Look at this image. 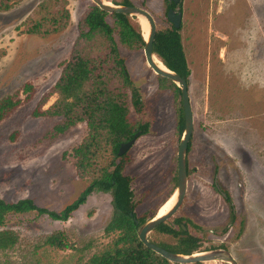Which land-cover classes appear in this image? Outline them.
<instances>
[{
    "label": "rangeland",
    "instance_id": "374dc122",
    "mask_svg": "<svg viewBox=\"0 0 264 264\" xmlns=\"http://www.w3.org/2000/svg\"><path fill=\"white\" fill-rule=\"evenodd\" d=\"M103 1L122 6L124 0ZM127 1L149 12L157 31L170 28L169 0ZM92 5L91 0H11L8 10L0 9V101L11 96L22 100L0 122V200L30 199L39 208L60 212L95 177L79 175L72 153L87 138L85 122L52 138L49 133L61 119L32 116L59 79L61 64L75 49L79 24ZM64 10L69 20L62 31L48 36L26 33L35 24L51 28L45 21ZM174 12L182 15L179 35L190 72L193 114L187 190L174 218L188 219L199 228L188 227L200 240L196 253L226 250L238 264H264L259 257L263 249L264 260V0H178ZM138 20L130 16L132 25ZM87 47L91 57L104 58L108 53L103 40ZM119 53L142 98L141 112L133 109L128 89L110 86L127 95L131 123L149 125L147 133L119 158L123 174L131 179L136 215L148 222L177 188L179 102L170 89H160V77L148 67L143 51L120 48ZM102 68L107 71L110 66ZM26 85L33 88L28 100L22 93ZM57 99L52 95L41 110ZM215 179L229 201L214 191ZM111 216V196L101 192L91 193L65 222L36 212L10 214L0 230L13 231L18 241L0 251V264H86L115 239L104 233ZM55 233L63 234L68 250L44 245ZM148 239L172 243L153 231Z\"/></svg>",
    "mask_w": 264,
    "mask_h": 264
},
{
    "label": "trees",
    "instance_id": "16d2710c",
    "mask_svg": "<svg viewBox=\"0 0 264 264\" xmlns=\"http://www.w3.org/2000/svg\"><path fill=\"white\" fill-rule=\"evenodd\" d=\"M10 1L1 0L0 9L8 10ZM57 3L58 1H54V4L57 5ZM120 5L133 6L127 0ZM40 7L39 14L42 13L43 5ZM168 9H175V5L170 0ZM107 18L112 20L111 24L107 22ZM68 20L69 13L66 10L62 13L59 11L57 18L45 21V24H50L51 28L41 29V24H35L26 33L44 36L58 33L66 27ZM79 27L80 33L75 49L70 58L61 64L63 68L59 79L48 94L41 98L32 116L61 119V122L49 133V137L52 138L63 134L77 123L85 122L88 127L87 138L72 153L76 159L79 175L90 173L95 177L77 199L60 212L39 208L30 199L14 203L0 200V229L5 227L7 216L10 214L23 215L36 212L38 215H46L53 221L65 222L80 206L85 204L91 193L101 192L111 196L112 206V216L104 233L114 235L115 239L101 253L93 255L86 264H171L139 242L137 229L147 221L136 215L134 196L130 186L131 179L123 174V160L122 157L117 156L121 144L129 142L137 132H140L141 136L145 135L149 127L147 123L138 126L131 123L125 101L127 95L122 93V90L113 89L115 85H119L118 89H128L131 92L133 109L137 113L141 112L142 98L130 80L125 59L119 53L120 48L129 52L143 50L145 43L141 28L139 24L132 25L129 16L108 14L95 5L90 7ZM101 40L108 47L106 56L104 58L89 56L91 52H85L89 42ZM153 54L169 71L183 78L188 86L190 72L180 44L179 29H174L170 24L169 29L156 31ZM102 65L110 66L109 70H103ZM109 73L110 78H108ZM158 81L161 85L160 89H170L179 102L177 134L181 137L184 130V117L180 90L169 80L160 77ZM32 90V86L28 85L22 88V93L27 94L25 100L31 98L28 93ZM55 94L58 96L55 104L45 111L41 110L46 101ZM21 103L22 100L18 96L1 100L0 122ZM189 151L190 141L187 154ZM107 156H110L108 160ZM116 160L120 161L116 162ZM188 175L189 170L187 169ZM226 201H229L228 197ZM232 219H234L233 214ZM190 226L199 229L188 219L172 217L153 230L154 233L168 238L172 243H154L148 240L171 253L189 256L200 250V240L188 231ZM17 239L13 231L0 230V251L13 248ZM64 240L62 233H55L46 238L44 245L65 251L70 246Z\"/></svg>",
    "mask_w": 264,
    "mask_h": 264
},
{
    "label": "water",
    "instance_id": "95a60500",
    "mask_svg": "<svg viewBox=\"0 0 264 264\" xmlns=\"http://www.w3.org/2000/svg\"><path fill=\"white\" fill-rule=\"evenodd\" d=\"M92 3L98 7L101 11L108 14H121L125 16H135L143 18L148 25V35L144 37V47L143 55L145 62L148 67L159 77L164 78L172 82L179 90L181 94V103L184 117V130L179 141L178 151H177V188L174 194H176V199L170 210L158 217L157 215L150 221L141 225L137 229V238L139 242L147 249L151 250L155 254L159 255L171 264H197L206 262H222L225 264H238L235 258L226 250H213L205 253H194L189 256L179 255L171 253L163 248L152 244L148 240V235L155 230L156 227L162 223L168 221L170 218L174 217L176 212L181 207L183 200L185 198L187 190V168H186V156L187 147L193 133V114L189 102L188 86L186 81L181 78L178 74L169 71L164 66V70L160 69L155 64V59L159 61L153 54V43L156 36V24L155 20L149 12L142 8L135 6H113L107 4L103 0H91ZM174 5L178 3V0H170ZM166 18L169 23L174 27V29H179L182 15L180 13H175L173 9H169L166 13ZM160 62V61H159ZM141 136L140 132H137L133 138L126 143L119 146L117 156L121 157L126 154L129 149L135 144L136 140ZM173 194V195H174ZM172 195V196H173Z\"/></svg>",
    "mask_w": 264,
    "mask_h": 264
},
{
    "label": "bare ground",
    "instance_id": "6f19581e",
    "mask_svg": "<svg viewBox=\"0 0 264 264\" xmlns=\"http://www.w3.org/2000/svg\"><path fill=\"white\" fill-rule=\"evenodd\" d=\"M138 22H139V25H140V27H141V29H142V34H143V36H144V37H147V35H148V25H147L146 21H145L143 18L140 17L139 20H138ZM155 64H156L160 69H162V70L165 69L164 66L161 64V62L157 61L156 59H155ZM173 194H174V193H173ZM173 194H172V195H173ZM175 199H176V194H174L173 196H170V198H168V200H166V201H165V202L159 207V209H158L156 215H157L158 217H160V216L166 214V213L170 210V208L173 206V204H174V202H175Z\"/></svg>",
    "mask_w": 264,
    "mask_h": 264
},
{
    "label": "flooded vegetation",
    "instance_id": "af4514ba",
    "mask_svg": "<svg viewBox=\"0 0 264 264\" xmlns=\"http://www.w3.org/2000/svg\"><path fill=\"white\" fill-rule=\"evenodd\" d=\"M168 10H169V9H168ZM168 10H167V11H168ZM186 168L188 169L187 162H186ZM188 176H189V175H188ZM188 176H187V178H188ZM212 184H213V189H214V191H215L217 194H219L220 196H222V198L225 199V200H227V197H228V199H229L228 194L224 193V192L221 190V188L219 187L217 179H215L214 182H213ZM185 195H186V194H185ZM171 196H172V195H171ZM184 199H185V198H184ZM183 201H184V200H183ZM182 204H183V203H182ZM231 214L234 215V210H233V212H231Z\"/></svg>",
    "mask_w": 264,
    "mask_h": 264
},
{
    "label": "crops",
    "instance_id": "0c3cea01",
    "mask_svg": "<svg viewBox=\"0 0 264 264\" xmlns=\"http://www.w3.org/2000/svg\"><path fill=\"white\" fill-rule=\"evenodd\" d=\"M225 187H226V186H225ZM262 248H264V247H262ZM262 248H261V249H262ZM262 251H263V249L261 250V252H259V254H260L259 257L261 258V261H260V262H264V260H263V258H262V256H261V255H262ZM260 262H259V263H260Z\"/></svg>",
    "mask_w": 264,
    "mask_h": 264
}]
</instances>
